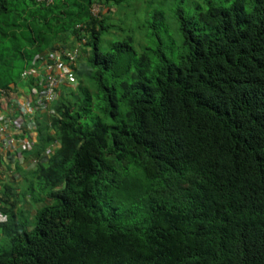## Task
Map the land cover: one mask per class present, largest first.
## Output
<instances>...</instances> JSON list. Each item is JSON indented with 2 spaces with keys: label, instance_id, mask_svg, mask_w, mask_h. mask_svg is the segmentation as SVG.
<instances>
[{
  "label": "trees",
  "instance_id": "1",
  "mask_svg": "<svg viewBox=\"0 0 264 264\" xmlns=\"http://www.w3.org/2000/svg\"><path fill=\"white\" fill-rule=\"evenodd\" d=\"M134 1L0 0V109L82 38L91 79L60 85L0 188V264H264V0L155 10L139 41Z\"/></svg>",
  "mask_w": 264,
  "mask_h": 264
},
{
  "label": "built area",
  "instance_id": "2",
  "mask_svg": "<svg viewBox=\"0 0 264 264\" xmlns=\"http://www.w3.org/2000/svg\"><path fill=\"white\" fill-rule=\"evenodd\" d=\"M38 3L50 4L52 0H36ZM102 5L93 4L91 12L97 14L103 11ZM79 24L77 27H81ZM85 39L75 41L74 46H61L49 52L36 55L31 65H26L20 77L26 80V90L11 92L6 106L0 109V135L2 145L12 153L18 151L16 160L24 163L26 158L22 151L30 150L35 135L37 123L35 118L43 113L53 112L52 103H55L60 93V85L74 84L75 70L78 66L79 48ZM29 82H28V81ZM4 91L0 89V95ZM23 134H19V132ZM25 131V133H24ZM51 146V145H50ZM49 147L45 149V153ZM21 151V153H19ZM39 155V154H38ZM37 153L31 154V161H35ZM29 161V160H28ZM6 220V215L0 213V221Z\"/></svg>",
  "mask_w": 264,
  "mask_h": 264
},
{
  "label": "rangeland",
  "instance_id": "3",
  "mask_svg": "<svg viewBox=\"0 0 264 264\" xmlns=\"http://www.w3.org/2000/svg\"><path fill=\"white\" fill-rule=\"evenodd\" d=\"M208 1L219 5L223 4L225 0H135L134 6L130 8L129 14L132 17L134 21V27L136 28L135 37L136 41H139L143 34L146 32L145 29V23L152 21V14L155 12V10L162 12L163 18H166L168 21L171 22L172 27L173 24V16L174 14L178 13L179 10L183 13V15L186 16H192L194 20L198 21V23L201 25V22L199 21L198 14L201 10H205ZM228 3H230L232 0H227ZM173 30H177L176 27L173 28ZM170 28L169 32L173 33L175 35V32ZM144 32V33H143ZM84 60L83 54L81 55L80 61ZM89 69L88 66H83L82 74L78 77V80H82V84L85 82H88L91 80L89 77L90 72L87 70ZM76 79V81H77ZM75 93L77 92V84H74V87L72 88ZM71 98H75V95H70ZM11 179V178H10ZM33 183V191L34 195L37 194V192H40V189H38V183L31 181V177H22L21 181L19 183V196L21 199V196L24 192H28L26 190L27 187H30V184ZM13 187V186H12ZM21 191V192H20ZM23 200V199H21ZM26 201H28V198L26 197ZM24 218V217H23ZM5 243V240L0 237V245Z\"/></svg>",
  "mask_w": 264,
  "mask_h": 264
},
{
  "label": "crops",
  "instance_id": "4",
  "mask_svg": "<svg viewBox=\"0 0 264 264\" xmlns=\"http://www.w3.org/2000/svg\"><path fill=\"white\" fill-rule=\"evenodd\" d=\"M22 89L26 90L25 86H23ZM7 150L8 149L5 146H3L2 143H0V188L3 187V184L7 183L8 180H10L12 174H14L16 167L15 165L18 164L15 163L16 159L14 158L9 160V158L7 157ZM19 166H21L20 171H22L23 173V170H26L28 167L31 166V164L26 159L24 163L19 164Z\"/></svg>",
  "mask_w": 264,
  "mask_h": 264
},
{
  "label": "clouds",
  "instance_id": "5",
  "mask_svg": "<svg viewBox=\"0 0 264 264\" xmlns=\"http://www.w3.org/2000/svg\"><path fill=\"white\" fill-rule=\"evenodd\" d=\"M79 61H80V57H79L78 63H79Z\"/></svg>",
  "mask_w": 264,
  "mask_h": 264
}]
</instances>
